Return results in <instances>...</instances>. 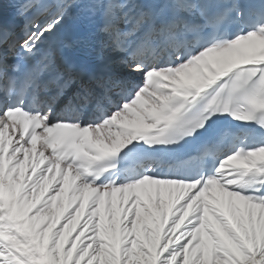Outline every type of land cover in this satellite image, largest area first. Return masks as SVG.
<instances>
[{
	"label": "snow or ice",
	"instance_id": "obj_1",
	"mask_svg": "<svg viewBox=\"0 0 264 264\" xmlns=\"http://www.w3.org/2000/svg\"><path fill=\"white\" fill-rule=\"evenodd\" d=\"M0 264H264V0H0Z\"/></svg>",
	"mask_w": 264,
	"mask_h": 264
}]
</instances>
